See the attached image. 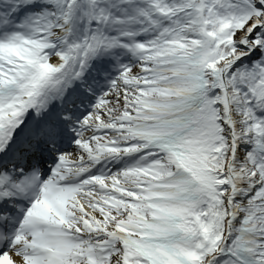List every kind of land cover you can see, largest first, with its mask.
Wrapping results in <instances>:
<instances>
[{
    "label": "snow or ice",
    "instance_id": "snow-or-ice-1",
    "mask_svg": "<svg viewBox=\"0 0 264 264\" xmlns=\"http://www.w3.org/2000/svg\"><path fill=\"white\" fill-rule=\"evenodd\" d=\"M0 264H264V0H0Z\"/></svg>",
    "mask_w": 264,
    "mask_h": 264
}]
</instances>
